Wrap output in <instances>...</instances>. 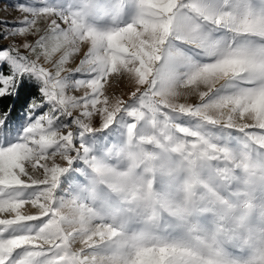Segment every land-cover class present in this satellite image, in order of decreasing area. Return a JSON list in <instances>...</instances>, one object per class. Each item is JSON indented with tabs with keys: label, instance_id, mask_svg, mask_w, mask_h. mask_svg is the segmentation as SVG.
<instances>
[{
	"label": "snow or ice",
	"instance_id": "6c2138e0",
	"mask_svg": "<svg viewBox=\"0 0 264 264\" xmlns=\"http://www.w3.org/2000/svg\"><path fill=\"white\" fill-rule=\"evenodd\" d=\"M17 8L0 264H264V0Z\"/></svg>",
	"mask_w": 264,
	"mask_h": 264
},
{
	"label": "rangeland",
	"instance_id": "374dc122",
	"mask_svg": "<svg viewBox=\"0 0 264 264\" xmlns=\"http://www.w3.org/2000/svg\"><path fill=\"white\" fill-rule=\"evenodd\" d=\"M29 2V0H0V22L7 21L8 26L12 27L15 23L23 18V13L18 11L17 6L21 3ZM230 5L235 4V0H229ZM222 3V0H221ZM5 25L0 23V28L3 31ZM205 31H210L212 35L218 39L225 40L230 38V34L225 33L223 29L215 30L206 28ZM174 46H178L182 48L185 52L189 54L194 60L203 61L205 58L199 55L200 51H198L195 47L191 45H183L179 42L172 41Z\"/></svg>",
	"mask_w": 264,
	"mask_h": 264
},
{
	"label": "trees",
	"instance_id": "16d2710c",
	"mask_svg": "<svg viewBox=\"0 0 264 264\" xmlns=\"http://www.w3.org/2000/svg\"><path fill=\"white\" fill-rule=\"evenodd\" d=\"M3 31L1 30V28H0V33H2ZM0 39H2V36H0Z\"/></svg>",
	"mask_w": 264,
	"mask_h": 264
},
{
	"label": "bare ground",
	"instance_id": "6f19581e",
	"mask_svg": "<svg viewBox=\"0 0 264 264\" xmlns=\"http://www.w3.org/2000/svg\"><path fill=\"white\" fill-rule=\"evenodd\" d=\"M194 47V46H193ZM196 48V47H195ZM198 51H201L199 48H196Z\"/></svg>",
	"mask_w": 264,
	"mask_h": 264
}]
</instances>
